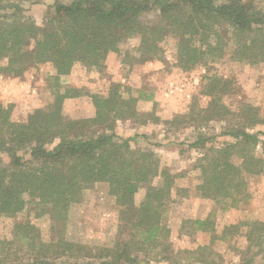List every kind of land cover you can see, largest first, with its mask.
I'll list each match as a JSON object with an SVG mask.
<instances>
[{
	"label": "trees",
	"instance_id": "1",
	"mask_svg": "<svg viewBox=\"0 0 264 264\" xmlns=\"http://www.w3.org/2000/svg\"><path fill=\"white\" fill-rule=\"evenodd\" d=\"M42 1L0 0V74L20 78L47 64L54 84L53 103L24 118L16 119L13 104L0 101V217H15L29 198L37 215L50 220V238L44 240L28 221L14 223L12 238L0 239V264L176 263L164 214L174 190L186 192L176 188L181 175L161 167L154 151L133 149L130 142L135 137L117 133L116 123H161L168 131L227 122L221 135L232 142L206 147L214 137L199 132L191 145L203 151L194 165L200 174L196 189L223 211L246 204L247 178L264 176V158L255 154L258 144L264 146L259 138L264 132L255 130L264 125V117L248 102L234 110L223 102L234 92L233 82L218 75L215 63L231 49L233 62L264 64V10L252 0H51L53 14L40 27L22 12L24 4ZM152 11L156 20L145 22L144 15ZM135 37V52L124 54L123 63L163 62L171 50V64L181 71L204 68L199 95L207 99L205 106L194 98L185 114L162 120L151 90L113 82L105 93L90 94L60 86L61 78L76 66L101 72L108 57ZM84 96L90 98L94 115L66 118L63 102ZM140 102H152L150 111H142ZM98 184L106 187L117 211L111 246H88L66 237L71 206ZM140 189H145L144 195L136 205ZM187 225L192 233L208 232L210 244L227 241L245 227L242 234L251 255L245 252L238 264H253L256 257L264 264V221L231 224L220 234L210 217L187 220L181 228ZM205 251L209 256L211 245L182 253L214 264Z\"/></svg>",
	"mask_w": 264,
	"mask_h": 264
},
{
	"label": "rangeland",
	"instance_id": "2",
	"mask_svg": "<svg viewBox=\"0 0 264 264\" xmlns=\"http://www.w3.org/2000/svg\"><path fill=\"white\" fill-rule=\"evenodd\" d=\"M246 1V0H245ZM255 5L264 10V0H252ZM51 0H44L37 4H24L22 15L31 18L42 27L45 21L53 14L50 7ZM157 18L156 12L152 11L144 15L145 22H154ZM139 38L135 37L120 45L118 54L110 55L107 68L101 72L90 71L76 66L72 73L61 78L59 84L62 87L70 86L81 88L90 94H103L107 91L109 84L120 82L130 83L134 88H144L158 93L155 100L156 114L164 118L172 119L175 115L185 114L192 104L194 98L198 99V105L205 106L207 99L199 95L200 77L205 72L204 68H196L190 72H183L172 66L171 50L166 52V59L161 62L149 64H133L128 66L123 63V56L126 53L134 54ZM230 48V47H229ZM228 49L225 56L215 63L218 75L233 82L234 92L227 95L223 102L234 110L241 102H248L259 109L260 115L264 117V64L248 66L233 62ZM4 61L0 62V66ZM39 76L34 83L37 87L36 93L31 91L17 97V104L12 95L2 98L3 104H13V116L16 119L24 118L34 109L48 108L53 103V81L49 80L53 74L47 64L39 65L28 70ZM27 72L20 78L23 82L28 79ZM5 76L3 74H0ZM28 75V76H27ZM44 76V77H43ZM43 78V81H42ZM124 79V82L120 80ZM30 80V79H29ZM119 80V81H118ZM177 87V91L169 97L164 98L162 92L165 88ZM200 103V104H199ZM142 111H150L151 102H145ZM93 108L87 96L68 99L63 103L62 113L66 118L78 119L92 114ZM168 120V119H167ZM123 126H116L118 133L126 137H135L130 142L133 149L152 150L159 159L160 166L169 170L172 174H180L176 182V188L185 189L186 192L174 190L171 201L166 206L164 224L170 229L171 250L174 253L176 263L163 262L158 264H203L189 254L182 253L184 250H195L198 246H210L212 251L204 252L207 260H213L214 264H238L248 251L247 242L242 234L246 229L241 228V233L228 238L227 241H215L210 244V234L205 231L192 233L188 225L181 228L187 220L204 219L210 217L215 225L218 234L231 224L242 221H264V176L248 177V191L250 199L246 204H239L237 208L221 210L215 206L213 201L203 199L197 191L200 183V174L194 168L196 160L203 152L199 148L191 147L193 142L202 132L205 138L214 137L206 142V147L219 146L225 142H232L233 139L223 136L221 133L228 126L223 121L220 123H207L199 129L193 127H174L167 131L162 125L148 123L139 125L133 122L123 123ZM165 130V133H162ZM200 130V131H199ZM255 130L264 132V125L258 126ZM254 130V131H255ZM264 142V136H259ZM255 154L264 158V146L258 144ZM6 163V161H4ZM145 189H140L135 195V204L138 205L144 195ZM26 206L22 212L13 218L0 217V239H11L13 224L30 222L40 232L44 240L50 238L51 222L47 215H37L38 208L34 202L26 198ZM117 211L112 198L107 194L106 187L102 184L95 185L93 189L86 190L82 201L72 205L68 215L66 237L69 240L80 242L88 246H111L117 230ZM179 252V253H178ZM251 255L249 252L246 256ZM173 262V263H172ZM155 264V263H151ZM213 264V263H212ZM253 264H263L260 257H256Z\"/></svg>",
	"mask_w": 264,
	"mask_h": 264
},
{
	"label": "crops",
	"instance_id": "3",
	"mask_svg": "<svg viewBox=\"0 0 264 264\" xmlns=\"http://www.w3.org/2000/svg\"><path fill=\"white\" fill-rule=\"evenodd\" d=\"M110 58V56L108 57V59ZM108 59H107V61H106V64H105V67L107 68V62H108ZM150 66H153V64L152 63H150L149 64V67ZM105 68V69H106ZM30 72L29 71H27V74H29ZM28 76V75H27ZM44 77V76H43ZM62 78H64V77H62ZM30 79V80H29ZM37 79H39V76L37 75V74H35V73H30V75L28 76V79H26V81H23V82H21V81H19L18 79H16V78H13V77H7V76H2V75H0V101L2 100L1 98V96H3L4 98H8L10 95H12V99H14L16 102H18L17 101V97L19 98V97H21L22 95H24V94H26V93H28V92H32V93H36V90H37V87L35 86V81L37 80ZM42 81H43V78H42ZM119 81V80H118ZM121 82H124L125 80L124 79H121L120 80ZM117 82V81H116ZM140 88V87H139ZM167 88H165L164 89V91L162 92V96L161 97H164V98H167L166 96H165V90H166ZM154 93V92H153ZM157 94L158 93H154V98H153V103H155V98H156V96H157ZM13 96H14V98H13ZM89 98V97H88ZM66 100H68V99H66ZM89 100H90V98H89ZM64 103V102H63ZM90 103H91V100H90ZM143 102H140L139 103V108H141V109H144V105L143 104H145V102L142 104ZM152 103V102H151ZM18 105H19V102L17 103ZM152 106V105H151ZM91 109H93V108H91ZM146 111V110H145ZM94 115V109L92 110V114L91 115H88V116H85V117H82V118H90V117H92ZM162 120H169V118H164L163 116H160L159 114H157ZM79 119V118H78ZM127 122H131V121H119V122H117L116 123V126H117V128H118V126L120 125V126H123L122 124L123 123H127ZM160 125V127H161V129H163V127H162V125H161V123L159 124ZM117 131V130H116ZM117 133H118V131H117ZM162 133H165V130H162ZM120 135H122L121 133H119ZM122 136H125V135H122ZM126 137V136H125ZM176 182H177V180H176Z\"/></svg>",
	"mask_w": 264,
	"mask_h": 264
},
{
	"label": "built area",
	"instance_id": "4",
	"mask_svg": "<svg viewBox=\"0 0 264 264\" xmlns=\"http://www.w3.org/2000/svg\"><path fill=\"white\" fill-rule=\"evenodd\" d=\"M177 87H175V88H173L171 85L169 86V87H167V89L165 90V96L166 97H169L171 94H174V93H176V91H177Z\"/></svg>",
	"mask_w": 264,
	"mask_h": 264
}]
</instances>
